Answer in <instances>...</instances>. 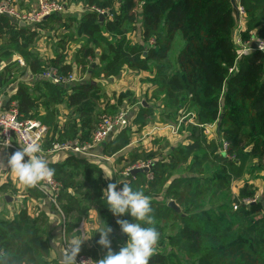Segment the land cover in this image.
Listing matches in <instances>:
<instances>
[{"label":"trees","instance_id":"trees-1","mask_svg":"<svg viewBox=\"0 0 264 264\" xmlns=\"http://www.w3.org/2000/svg\"><path fill=\"white\" fill-rule=\"evenodd\" d=\"M5 1L17 0L0 3ZM60 1L66 9L81 4L86 11L81 16L53 13L35 24H21L0 13V63L18 54L27 67L19 74L20 80L0 71L2 92L17 80L6 104L15 102L23 118L47 125L45 148L55 142L83 141L98 127L100 111L116 112L123 96L120 93L112 99L98 79L114 81L125 70L147 72L154 89L146 105L139 100L138 111L128 114L130 124L104 142L103 150L116 156L128 148L135 131L181 113L188 116L179 126L178 132L184 136L178 145L159 134L151 139L149 151L132 148L119 155L120 160L129 156L132 163L140 153L148 154L144 160L153 170L151 179L141 170L123 181L151 201L153 226L160 236L159 248L154 249L148 264H186L179 260L180 254L197 264H264V205L261 200L244 202L255 199L257 193L245 176L264 172V53L240 55L241 43L255 35L264 37V0H240L245 15L237 40L230 0ZM33 5L26 7L30 10ZM98 10L108 14L101 19ZM47 24L67 29L58 35L64 39L61 49H55L48 59L35 48L41 37L39 28ZM71 43L78 44L74 62L65 53ZM48 68L63 76L86 74L88 79L54 83L42 77ZM27 75L32 76L30 81ZM151 101L162 103L164 110L155 113ZM61 105L74 110L63 122ZM192 116L193 121H188ZM201 124H216L213 141H208ZM222 139L230 143L229 157L219 149ZM69 154L63 162L49 161L55 178L63 184L60 201L65 214L82 208L79 215H85L98 205L102 207L98 211L101 222L106 227L117 225L99 187L101 195L85 189L83 197L67 190L77 189V169L84 173L89 165L99 170L87 157ZM91 170L86 174L91 175ZM242 178L234 196L233 183ZM64 197L67 199L62 202ZM233 197L239 201L236 211L230 206ZM165 198L173 199L179 207L192 199L199 211H209L210 219L205 212H177ZM208 199L217 204L218 214L204 210ZM120 218L133 219L127 215ZM79 221L67 222L66 232ZM164 225H170V233ZM52 250L43 212L32 216L23 206L12 219L0 217V264H62L50 260ZM88 252L96 256L97 247Z\"/></svg>","mask_w":264,"mask_h":264},{"label":"rangeland","instance_id":"rangeland-1","mask_svg":"<svg viewBox=\"0 0 264 264\" xmlns=\"http://www.w3.org/2000/svg\"><path fill=\"white\" fill-rule=\"evenodd\" d=\"M21 0H17L14 2L15 4V8L19 9V10H28L27 9V5H30L32 3L36 4L38 2V0H24L23 1V8H20L19 3ZM60 1V0H59ZM18 10V11H19ZM86 11V9H84V7L81 4H75V5H71L70 7H68V9H66L65 11L62 12V14L64 15H74V16H81L84 12ZM105 16L108 14L107 12ZM104 16V17H105ZM245 24V23H244ZM242 25V19H241V23L239 28H241ZM40 32H41V37L35 42V48L39 51V53L45 58L50 57L51 55L54 54V50H60L61 49V45H63L64 43V39H61L58 37V35H61L63 33H65V31H67V29H64L63 27H60L59 24H47L45 26H40ZM53 27V28H52ZM238 28V31H239ZM239 33V32H238ZM258 36V35H255ZM237 39H238V35H237ZM235 39V40H237ZM245 43H247V41H245ZM242 46V43H241ZM78 48V44L76 43H71L70 45H68L66 47V51L65 53L68 56V59L71 62H74L73 58L75 56L76 53V49ZM48 59V58H47ZM77 66V65H76ZM23 67L20 62L18 60H15L14 58H7L3 61H1L0 63V71H6V73L9 76H13V75H17L19 73L20 68ZM79 77H83L84 80L88 79V76L86 74H80ZM151 77L147 72H141L139 74L136 73H132L129 70H125L124 73L119 77L116 78L114 81H107L104 79H98L102 85V90L103 91H107L109 94H111L113 97V99L115 100L120 93L123 94V96H120L121 100L120 103H118V107L116 112H103L102 110L100 111V114L97 117V122L96 125L99 124L102 120V118L105 115H115L116 113H118L119 111H125L127 112L129 115H134L140 106L139 100L140 99H145L151 96L152 92H147L148 94H146L147 90L150 89H154V86L150 83V81L148 80V78ZM150 85V86H149ZM133 95H135V101L133 102ZM135 103L133 106H131L133 103ZM151 105L154 108L155 113H159L161 110H164V107L162 105V103L160 102H155V101H151ZM60 119L61 122L65 121L68 117H71L74 113V110L72 108H68L66 105H61L60 106ZM187 115H183V113L178 114L177 117H169L165 120V122H160V123H156L152 122L150 123L148 126H146L144 128V131H149L151 128L157 126V125H162V126H177V125H181L184 121L185 118H187ZM192 118H189V120ZM96 127H94L95 129ZM93 129V130H94ZM163 129V128H161ZM166 129V128H165ZM163 130L165 131L164 133L167 134L169 133L168 130ZM157 131V130H156ZM159 133V132H157ZM152 136L155 137L157 135H155V132L150 133V135H145L144 132L141 131H135V133H133V140L135 141L133 143V148H146V151H149V147H152V145H150L151 143V139ZM183 140V137L180 136L179 132L177 134H175V136L169 138V141L173 144V145H178L180 141ZM191 140V139H190ZM213 141L214 139L210 138L208 139V141ZM132 147V146H131ZM220 149V148H219ZM96 156L94 157H88V162L89 164H93L96 167L98 166L99 170L95 169V168H91L89 167V165L85 166V172L82 173V170L77 169L78 175L76 178H74V181H76V183H78L76 185L77 189L75 188H68L67 190L75 193L77 195V197H83L85 196V194H83V192L85 191V189H90L91 191L94 192H98L100 195L102 194L101 191H104L107 187V185L109 183H114L116 182L119 178L124 181L131 173V171H128L129 168L135 164H140V165H148L149 166V162L146 160H144V158L148 155L145 153H140V155H138V157H136V161L134 162H130V157L128 156L127 159L125 160H120L119 155H123L126 154L124 152H120L119 154H117L116 156H111L105 154L104 150H102V147L99 150H96ZM147 153V152H146ZM53 154V153H52ZM230 155V154H229ZM113 162H112V161ZM254 163H257L256 161ZM92 169V174H86L87 170ZM147 175L148 178L151 179V174L153 173V170H151V168H149L147 170ZM106 174H108L109 176H112L111 178H107ZM65 177H68V175L66 174ZM124 177V178H123ZM245 178H247L251 183H254V185L257 188V193L255 195L256 201L261 200V202L264 205V172H259L258 174L253 173V174H247L245 176ZM243 179H239L238 181L233 183V187H232V193L234 196L238 195V188L241 187V185L243 184ZM57 181L61 184V187H63V184L61 182V180ZM97 187H99L101 189V191L97 190ZM121 187V184L118 185V188ZM11 192L13 194H17V189L13 188V190L11 189ZM2 194V193H0ZM219 196H222V193H218ZM88 197V196H86ZM65 198V197H64ZM67 199V197L65 198V200ZM82 199V198H81ZM165 200L171 201L173 199L170 198H165ZM192 199H188L187 202L183 205L180 206L181 208V212L184 213H201V212H205V216L207 219H210V213L209 211H199L196 208V204H193ZM206 207L204 210H209L212 209L213 212L215 214H218V206L217 204L213 203L211 201V199L207 200ZM238 200L236 201V198L233 197V201L230 202V206L232 207L233 210H237L235 209V206H238ZM85 205H88L87 201H84ZM102 207L98 206V205H93L90 209L89 212L85 215H79V211H82V208H78L77 211L71 213V221H77L78 219H80L79 224H81V221L84 219L85 222L87 224H89L88 222L94 223L97 227V230L106 228V225L103 224L101 222L100 219V215L98 213V211H101ZM217 210V211H216ZM264 211V210H263ZM58 214H60L58 212ZM65 216H67L65 214ZM62 225L68 222V219L66 218L65 220L62 219L61 220ZM88 227V226H87ZM89 228V227H88ZM111 228L113 229V232L110 235V239H111V247L113 249V251H119V249L124 245L125 240H126V236L124 234L121 233L120 228L118 225H112ZM165 232L170 233V225H164L163 226ZM63 229V235H62V241H63V236L65 237V232H64V227L62 226ZM74 234L79 235L77 230L73 231ZM81 233V232H80ZM97 236V238H94L93 232L91 230H89V232H87V236L85 238L80 237V239L83 241L82 246H81V254H85V255H91L94 256L96 259H101L106 250L101 248L96 241L99 238V233L95 234ZM68 237V236H67ZM66 238V237H65ZM69 242L71 240V236H69L68 238H66ZM89 242V243H88ZM88 243V244H87ZM92 246H96L97 247V254L92 255L91 253H89L88 251H91V247ZM159 248L158 246H155V249ZM179 260H181V262L186 263V264H197V261L194 259H187L185 256H182L181 254L179 255Z\"/></svg>","mask_w":264,"mask_h":264},{"label":"built area","instance_id":"built-area-1","mask_svg":"<svg viewBox=\"0 0 264 264\" xmlns=\"http://www.w3.org/2000/svg\"><path fill=\"white\" fill-rule=\"evenodd\" d=\"M14 6V2L5 1L3 3H0V13L9 14L13 16L18 22H23L24 24L39 23L50 14L62 13L66 10L65 5L62 3V1L59 0H38V2L34 4L30 10H19ZM98 11L100 13L105 12L103 10ZM239 11L241 19H243L245 15V9L242 5H239ZM262 48H264V37L254 36L251 40H248L247 43H242L240 55L249 54L253 51L264 53V51H261ZM17 59L22 66L26 65L22 57H18ZM42 77L49 78L54 83L66 84L83 79V77L77 78L74 73L69 76H63L57 73V71L53 68H48L42 74ZM7 99L8 97L0 94V146L7 147L16 151L19 149L20 144H23L26 141L35 140L40 144V155L46 159L49 167V154L57 153L60 151L76 153L87 158L96 156V149L98 147H101L103 143L110 139L116 132L127 127L131 121L128 113L125 111H119L115 115H105L99 123L98 127L92 132L89 139L83 141L75 139L66 142H55L50 148H45L44 141L48 132L47 125L39 120L23 118L16 103L11 102L8 105L6 104ZM191 118L192 119H190V121H193V116ZM199 126L203 129V132L207 136L213 138L215 137V124H201ZM164 129L168 130V132L171 134H177L179 125H157L153 130L161 132ZM229 146V141H227L226 139L221 140L220 151L228 157ZM25 159H27V157ZM144 167V164H135L131 166L128 171H131L135 168ZM151 177H153V174H151ZM34 188L40 191V193L52 203L56 211L60 213L59 215L61 219L65 220V212L60 201V192L62 190V187L55 176H53L51 181L41 182L34 186ZM255 199H245L244 202L245 204H250L252 202H255ZM237 208L238 206H235V209ZM63 227L65 232V224H63ZM68 242L69 241L63 236V251L67 250L66 246ZM77 264H96V259L91 255L79 254L77 257Z\"/></svg>","mask_w":264,"mask_h":264},{"label":"clouds","instance_id":"clouds-1","mask_svg":"<svg viewBox=\"0 0 264 264\" xmlns=\"http://www.w3.org/2000/svg\"><path fill=\"white\" fill-rule=\"evenodd\" d=\"M261 51H264V48ZM40 153V144L31 140L20 144L19 149L8 157L7 167L26 187L51 181L54 176L55 170L49 167ZM106 176L112 177L108 174ZM120 184L123 186L118 188ZM102 199L106 201L108 210L117 217L116 223L121 233L126 236V240L119 251H113L110 239L113 229L107 225L106 228L97 230L99 238L96 243L106 252L101 259L96 260V264H148L160 236L153 226L150 198L119 178L116 182L107 185ZM126 215L133 218L132 221L120 218ZM82 243L83 241L78 237H73L67 243V250L61 254L62 264H77Z\"/></svg>","mask_w":264,"mask_h":264},{"label":"crops","instance_id":"crops-1","mask_svg":"<svg viewBox=\"0 0 264 264\" xmlns=\"http://www.w3.org/2000/svg\"><path fill=\"white\" fill-rule=\"evenodd\" d=\"M18 57H22V56L18 54H14L11 56V58H14L15 60H18L17 59ZM26 68H27L26 65L20 68L19 73L17 74V77H18L17 80H20L21 76L19 74ZM27 78L30 81L32 76L30 77V75H27ZM16 82L12 83L11 86L7 87V89H5L4 92L0 90V94H2L3 96L9 97L11 94L15 92V89L17 86ZM147 91L150 92L153 90L150 89ZM142 102H143V99H142ZM215 128H216V124H215ZM153 129L154 127L151 128L149 131H144L143 129L142 132H144L145 135H150V133L152 132H155V135H159L165 132L162 130L161 132L157 133L158 131L153 130ZM165 135L169 136V138L175 136V134H171V133H167ZM207 137L209 139L213 138L209 136ZM213 139H215V137ZM188 141L189 139L185 140V142H188ZM134 142L135 141L132 140L128 148L126 150H123L122 152L127 153L130 149H132L134 147L133 146ZM103 146L104 145L101 146L102 150H103ZM101 147H98L96 150H99ZM150 148L152 147H149L148 149ZM13 152H15L13 149L0 146V193H2L0 194V217L4 219H12L21 210L23 206L27 207L29 215H32V216L38 212H43L46 217L47 236L53 248L50 254V260L55 259V260H59L62 262L61 254L64 252L63 246H62V235H63V229H62L63 225L61 222L62 219L60 215L58 214V212L56 211V209L54 208V206L52 205V203L45 196H43L39 191H36V188L34 187H26L25 185L21 184L16 178V176L14 175V173H12L11 170L7 167L8 157ZM69 155H70L69 152L60 151L57 153L49 154L48 160L51 163L63 162ZM13 188L17 189V194H13L11 192V189L13 190ZM6 195H10L12 199L8 201L6 199ZM64 201L66 200L63 199L62 202ZM66 218L68 219V222L71 223V219H72L71 214L66 216ZM88 223L89 224H87L85 220L83 219L81 221V224L78 223V226L73 228L72 230L70 229L69 232H66V223H65V234H66L65 237L68 238L69 236H71V239L73 237H78L79 239L80 237L85 238L89 230H91L93 232V235H95L96 229L98 226H96L94 223H91V222H88ZM74 230H77L79 235L74 234L73 232Z\"/></svg>","mask_w":264,"mask_h":264},{"label":"water","instance_id":"water-1","mask_svg":"<svg viewBox=\"0 0 264 264\" xmlns=\"http://www.w3.org/2000/svg\"><path fill=\"white\" fill-rule=\"evenodd\" d=\"M230 3H231V6H232V13H233V16H234V19H235V26H234L233 30H234V38L236 39L237 35H238V32H239L238 28L240 26V19H241L240 11H239L240 0H230ZM105 14L106 13H100V18L103 19ZM46 17H48V16H46ZM20 23L24 24L23 22H20ZM143 104L146 105L145 99L143 100ZM104 144H106V143H104ZM148 169H149V166H146L144 168H135V169H133L131 171V173L135 174V173H137V172H139L141 170L147 171ZM6 199L8 201H10L12 198H11L10 195H6ZM168 205L173 207L177 212H181V208L179 207V205L174 200L169 201Z\"/></svg>","mask_w":264,"mask_h":264}]
</instances>
